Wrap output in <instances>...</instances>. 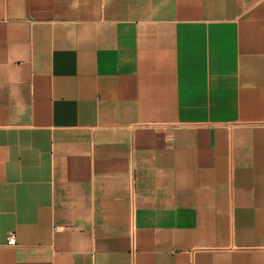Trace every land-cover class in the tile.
<instances>
[{"label": "crops", "instance_id": "1", "mask_svg": "<svg viewBox=\"0 0 264 264\" xmlns=\"http://www.w3.org/2000/svg\"><path fill=\"white\" fill-rule=\"evenodd\" d=\"M0 264H264V0H0Z\"/></svg>", "mask_w": 264, "mask_h": 264}, {"label": "built area", "instance_id": "2", "mask_svg": "<svg viewBox=\"0 0 264 264\" xmlns=\"http://www.w3.org/2000/svg\"><path fill=\"white\" fill-rule=\"evenodd\" d=\"M6 243L8 246H14L15 245V239L12 235H8L6 238Z\"/></svg>", "mask_w": 264, "mask_h": 264}]
</instances>
